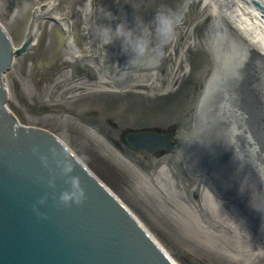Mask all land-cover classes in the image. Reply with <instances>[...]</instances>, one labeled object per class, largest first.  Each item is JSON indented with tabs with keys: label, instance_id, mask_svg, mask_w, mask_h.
<instances>
[{
	"label": "water",
	"instance_id": "1",
	"mask_svg": "<svg viewBox=\"0 0 264 264\" xmlns=\"http://www.w3.org/2000/svg\"><path fill=\"white\" fill-rule=\"evenodd\" d=\"M16 1L9 0V7ZM0 23L18 49L21 42L1 11ZM25 48L13 51L10 39L0 27V264H189L131 196L86 152L58 132L47 130L69 148L41 128H28L34 126L20 107L11 68L13 58ZM19 60L20 55L14 63ZM236 79V84L233 78L224 90V101L216 97L214 102L247 108L245 115L251 120L245 122L247 117L238 112L239 124L246 123L264 146V133L258 136L264 120H256L264 112L251 109L264 105V96L259 89L258 96H253L243 78L238 75ZM131 140L137 147H148L156 141L148 136ZM53 147L61 152L60 159L67 156L75 165L73 175L80 178L87 194L81 206L58 204L60 193L70 189V185L65 183L67 178L59 175L61 169L56 167L50 151ZM33 148H39L40 155L53 161L52 171L44 168ZM250 154L256 158L255 150ZM189 158L192 168L195 164L198 171L205 170L201 150ZM217 159L215 152L213 163ZM53 175L54 189L48 184ZM45 195L47 204L39 205ZM120 200L134 209L127 204L130 211ZM34 206L49 219L38 217Z\"/></svg>",
	"mask_w": 264,
	"mask_h": 264
},
{
	"label": "bare ground",
	"instance_id": "2",
	"mask_svg": "<svg viewBox=\"0 0 264 264\" xmlns=\"http://www.w3.org/2000/svg\"><path fill=\"white\" fill-rule=\"evenodd\" d=\"M255 3L259 7L260 5L264 7V0H128L126 11L123 14V19L125 20L123 26L125 30L133 31L136 34L140 32L137 22L143 21L142 28L156 31L154 19L157 12L162 11L161 6L165 5L167 7V14L179 21L175 27L173 36L167 40V42L179 40L181 43V54L179 56L178 72L174 77L175 81H182L183 67L187 66V70H189L193 66L198 67V74L200 76H203L207 72V80L214 79L217 82L216 87H221L231 76V72L236 70L233 72H241L232 76L234 80H237L236 78L240 75L253 96H258V89L264 96V63H260L261 60H264V17H262L257 7L254 6ZM45 5V7H39L38 11L44 10V14H46L55 6V1H48ZM203 8H207V10L213 9L211 14L214 17V32L208 41L194 40L191 35H188L191 16L193 15L192 11L195 9L196 15H198L203 11ZM55 18L56 21H65V19H61L58 16H55ZM225 22L229 23L231 27ZM118 35H127V33H124L122 29L120 33H113L111 39H116ZM69 45L71 51L77 53L73 47V41H70ZM120 45L116 51L114 44V49L109 51L112 55L107 60H102L105 68L113 71L115 78L122 77L123 70L128 68L129 65L134 66L141 60V58L133 60L134 53L130 49L126 51L125 43L121 38ZM174 48L175 45L173 44L171 51L167 55L162 56V58L171 56L174 53ZM249 50L256 53L252 54ZM196 51L199 54L193 58L192 55ZM216 53H220V56L217 57ZM216 57L217 62L212 63V59ZM145 80L148 81L147 78ZM194 83L193 79V86ZM200 97L201 92L197 95L196 104ZM251 109L252 112H260L262 114L261 111L264 112V105ZM223 110V117L226 114L225 111L240 112L247 117L245 112L248 111L247 108L240 107V105L225 107ZM164 111L166 110L163 109ZM186 113L187 109H183L182 106L174 107L175 118L183 116ZM261 119L264 120L263 114L256 120ZM244 120L249 123L251 118L247 117ZM260 129L262 132L258 134L259 137L264 133L263 124H261ZM256 132L255 130L254 134ZM211 134L213 133L211 132ZM211 134L208 131L206 139V161L209 172L212 168L213 158ZM217 134L219 156L218 164L217 166L215 165V168L219 172L220 180L229 187L232 184L237 194L229 195L219 190V204L214 203L210 199H206V202L218 207L215 211L213 209L215 215L213 216L216 220L219 219L228 225H225V227L233 231L239 239L237 244H235L236 250L239 253L236 256L240 258L242 256L251 257L257 254L264 255V242L261 241L263 228L260 225V223L264 225V192L260 189L262 178L259 172V169L264 167V146L259 144L260 140L257 135H253L252 130L246 126V123L244 126H241L239 119L236 118L226 119L218 123ZM98 148L95 147V153L103 156L108 161V156L103 153L101 154ZM250 150H253V153L254 150L256 151V158L254 156L253 158L251 157L252 154L248 152ZM127 165H129L130 170L128 176L136 179L134 182H131L132 188L142 187L144 191L148 187L154 189L153 186H155L156 190L166 197H168V194L172 198L175 197L176 194L172 192V182L167 175L168 172L173 171L172 166L164 165L158 173L160 179L166 180L165 183H157V180L151 183L134 166L131 164ZM179 196H182V194H179ZM175 202L179 203L176 200ZM179 205L186 210L187 216H189V225L182 222L176 216L167 215L164 222L165 224L167 223L165 226L171 228L175 234L183 232V235L187 239L190 237L199 240L209 239L207 238L210 236L209 233L198 224L187 205L183 202L179 203ZM241 228L243 230L242 234ZM187 231L191 232L192 235L185 234ZM194 233L198 235H194ZM240 238H243L245 242Z\"/></svg>",
	"mask_w": 264,
	"mask_h": 264
},
{
	"label": "rangeland",
	"instance_id": "3",
	"mask_svg": "<svg viewBox=\"0 0 264 264\" xmlns=\"http://www.w3.org/2000/svg\"><path fill=\"white\" fill-rule=\"evenodd\" d=\"M48 1L50 0H19L17 7L9 10L8 0H0V11L11 21L21 44H23L24 40L27 38V30L32 16H34L32 13H35V10L39 6ZM82 8L83 12H85L87 5L84 4ZM202 10L203 11L198 15H196L195 9L192 11L193 15L191 16L190 27L195 22L199 24V19L208 13L207 8H203ZM47 13L51 16L45 14L43 18L42 15L38 17V22L36 23L37 38L35 43L29 46L20 55V60L12 66L20 107L33 126L58 132L86 152L131 196L147 216H151L149 217L151 221L189 264H264V255L257 254L251 257L242 256L243 258L236 256L239 255V253L236 250L235 244H237L239 239L232 231L230 233L222 232L221 234L212 232L209 234L210 236L207 237L209 239L199 240L194 237L187 239V237L183 235V232L175 234L172 232L171 228L166 227L165 225L167 223H164L165 217L159 215V213L155 211H150L142 207L143 205L145 206V204L137 200L138 196L133 193L135 187L132 188L131 186V182H134L136 179L128 176L130 170L127 164H131L132 166H134V164L111 150L106 141L95 134L94 127H96L98 123L94 122L95 117H92L91 113L96 111V107L102 102L99 103L97 99L88 102H84L82 98L78 100L80 95L79 85L84 86V84H79L78 73L74 75V73L70 72L74 70V63H70L68 60L74 57L68 50V47L64 45V37L66 36L64 31L66 29L63 27L61 21L57 23L49 17L54 18L59 15L58 17L61 18L64 16L70 22L72 21V17L73 20L81 18V26L78 28L77 25L74 24L71 29L72 34H75L79 49L85 53L84 55L90 54L93 50V47H91L92 41L94 43L99 37H103L105 33L101 31L98 36V29H96L95 32L94 30L91 31L90 26V28L87 29L91 31L92 34L88 38V30L86 27L92 25L93 19L90 24L86 14L69 12L68 5L64 0H57L56 5ZM81 15L86 19L85 21ZM189 29L191 30V28ZM189 29L188 35H190ZM85 38H88L86 43L83 42ZM198 54L199 52L196 51V53L192 55L193 58ZM101 57L103 59L106 58L104 55ZM73 60L80 61L78 59ZM85 65L87 67L90 65L92 67L96 66L95 63L87 61ZM58 70L60 72L57 73ZM173 70L174 72L176 71L175 67ZM52 73L58 76L47 84L48 78ZM171 79L169 78V81H171ZM84 80H87V78ZM91 84L94 83L89 82L87 86ZM96 91L100 92L101 89L97 88ZM145 92V90H137L128 87V92H126V94L132 95ZM61 94H63L64 101L57 103L58 100H61ZM51 98L55 101H52ZM104 104L108 105V110L112 113L116 112V108L120 106L134 109L140 107L142 103L137 98L132 97L123 102L106 101ZM95 147L99 149L101 154L103 153L108 156V161L104 159L103 156H99L95 153ZM132 194H134V196ZM224 225L226 224L224 223ZM242 232L243 230L241 228V233ZM240 239L245 242L243 238Z\"/></svg>",
	"mask_w": 264,
	"mask_h": 264
},
{
	"label": "flooded vegetation",
	"instance_id": "4",
	"mask_svg": "<svg viewBox=\"0 0 264 264\" xmlns=\"http://www.w3.org/2000/svg\"><path fill=\"white\" fill-rule=\"evenodd\" d=\"M173 44L175 45L174 57L169 55L162 58L171 51ZM160 49L162 55L160 53L157 55L151 68L147 66L139 68L135 66L136 64H132L134 66L129 65L128 68L123 70L122 77L119 78L114 77L113 71H103L97 55L90 59L91 63L96 64L95 67L86 69L82 63L76 64L79 84H84V86L79 85L80 95L78 100L82 98L84 102H88L97 99L99 103L102 102L96 107V111L91 113L92 117H95L94 122L98 123L94 127L97 132L96 135L102 136L114 145V148L118 149L120 154L129 157L149 182L153 183L157 180V182L165 183L166 180L160 179L158 173L164 164L172 166L173 172H168L167 175L172 182V192L176 195L174 198L171 196V199L174 202L176 200L179 203H184L191 197L189 185L193 178L179 165L177 158L184 153L186 144L192 138H196L205 108L210 104L209 102L200 101L197 104L195 103L197 95L201 89H204L208 77L207 72L200 76L198 67L192 66L187 70L186 66L182 69V81H175L174 77L178 72V62L181 54V43L179 40L166 41ZM213 62L215 63L214 58L212 59ZM58 72L60 71L58 70ZM55 75V73H52L49 76L47 84L58 76ZM86 78L87 80H84ZM169 78L171 81H169ZM193 79L194 86L192 85ZM89 82L94 84L87 86ZM137 84H148L155 90L148 96L140 95L137 98L142 103L140 107L129 109L120 106L116 108V112L110 113L108 105L104 103L106 101L123 102L129 99L128 96L130 95L125 94V91L128 90V87H136ZM208 86L210 92L213 93L217 89V82L213 79ZM97 88L101 89L100 93H97ZM111 90L119 94L113 95ZM177 106L187 109V113L175 118L174 107ZM163 109L166 111L163 112ZM139 133L168 134L171 156L161 149L150 152L132 147L129 144L128 136ZM177 183L186 185L182 191V196H179L180 193L177 191Z\"/></svg>",
	"mask_w": 264,
	"mask_h": 264
},
{
	"label": "clouds",
	"instance_id": "5",
	"mask_svg": "<svg viewBox=\"0 0 264 264\" xmlns=\"http://www.w3.org/2000/svg\"><path fill=\"white\" fill-rule=\"evenodd\" d=\"M161 7L162 11L157 12L154 22L156 25V31L158 33V41L163 44L173 36L175 27L179 21L178 19H175L167 14V7L165 5H162ZM143 24V21H140L139 23L137 22V27L140 30L141 35H136L133 31L125 30V27L123 25L119 26L115 32L120 33L123 29V32L127 33V35H121L119 36V38L123 39L126 51L130 49L131 52L134 53L133 60L137 58L142 59L150 54H153V49L156 47V45L153 46V43L150 39L146 38L145 29L141 27V25ZM148 31L150 32L151 29H148ZM160 54L162 55V52ZM50 151L56 167L61 169L59 175L63 178H67L65 180V183L70 185V189L60 193L58 204L64 207H71L73 204H75L76 206H81L87 199V194L82 186L80 178L73 175L75 171V165L67 156L63 155L64 158L60 159L62 154L55 147L51 148ZM33 154L39 156L44 168L52 171L51 164L53 161H50L48 156L40 155L39 148H33ZM48 184L50 188L54 189L56 187L55 175H53V178L49 180ZM47 202L48 196L45 195L39 200L38 203L39 205H45L47 204ZM33 211L41 219H49L48 216L40 212L38 207L34 206Z\"/></svg>",
	"mask_w": 264,
	"mask_h": 264
}]
</instances>
